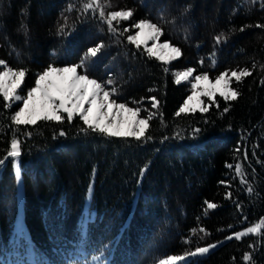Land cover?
<instances>
[{
	"label": "trees",
	"instance_id": "trees-1",
	"mask_svg": "<svg viewBox=\"0 0 264 264\" xmlns=\"http://www.w3.org/2000/svg\"><path fill=\"white\" fill-rule=\"evenodd\" d=\"M129 10L108 25L110 12ZM142 19L178 58L162 62L127 39ZM0 61V72L25 70L23 97L49 65L83 61L78 74L115 88L112 99L149 121L139 141L65 113L16 124L19 105L0 93V264H156L220 241L183 264H264V0H0ZM189 67L250 75L232 79L236 100L216 94L204 98L207 112L177 116L190 85L175 74Z\"/></svg>",
	"mask_w": 264,
	"mask_h": 264
},
{
	"label": "snow or ice",
	"instance_id": "snow-or-ice-1",
	"mask_svg": "<svg viewBox=\"0 0 264 264\" xmlns=\"http://www.w3.org/2000/svg\"><path fill=\"white\" fill-rule=\"evenodd\" d=\"M92 7L91 4L88 5ZM133 13L129 11H112L109 13L108 25L111 26L113 20L120 18L128 20ZM100 16H104V12H100ZM140 31L135 36L129 35L127 39L139 47L140 43H146L148 40H157L161 35V30L156 24L148 20H140L134 25ZM145 29L148 31L145 32ZM127 31V29H125ZM143 37V40H141ZM219 39V38H218ZM158 45L148 48L149 56H156ZM168 43H165L162 48H170ZM100 50V45L89 48L88 54L96 57ZM175 58L180 55L179 48H171ZM164 59L163 56L159 57ZM3 64V61H0ZM84 62L80 64H71L64 67H54L49 65L35 79V86L27 91L26 97L16 94L17 89L21 87V83L25 78V70L14 71L8 68L6 71L0 72V93L3 94L5 101H22L23 106L15 112L12 120L16 124L35 125L37 121H61L64 119L62 113L67 114V120L72 121L73 117L78 115L79 118L87 125L88 129L98 131L109 137H133L140 140L145 136V130L148 128V119H140L138 115L141 113L140 107H129L126 103H118L116 99L110 97L116 93V89L112 91L105 90V85L99 83L96 79H90L88 75L78 74V68L83 67ZM215 66V61H213ZM193 70L178 73L176 75V83L181 80H188ZM250 75L248 69L232 70L230 76L226 72L216 76L215 81L209 80L207 72L195 76V82L192 83V95H189L180 106L176 113L179 116L181 113L194 112L197 108L204 113L208 111V107H200V97H208L214 102V97L217 93L225 101L236 100L239 92L230 87L232 79L240 82L243 77ZM112 83L111 79L108 81ZM207 86H204V85ZM152 106L155 108L156 98H150ZM196 101L194 104L193 101ZM224 112H228L226 107ZM152 113H149V119L152 118ZM194 133L198 134L201 129H194ZM63 135V133H61ZM148 139H151L149 137ZM21 155L20 146L16 140H12L11 151L9 157H19ZM2 162V161H0ZM228 167H232L229 165ZM236 173L241 172L240 165L235 166ZM251 191V188H249ZM217 204L207 202V209H216ZM262 225L257 224L254 227L247 228L244 232H235L232 236L226 237L227 240L240 239L249 234L256 233L261 229ZM220 244L223 241L218 242ZM217 247L216 244L207 247H197L195 252L189 253V256H202L208 253L211 249ZM184 259L183 257L171 256L168 260L161 261V264H176L177 261ZM245 260H249V256L245 254Z\"/></svg>",
	"mask_w": 264,
	"mask_h": 264
},
{
	"label": "rangeland",
	"instance_id": "rangeland-1",
	"mask_svg": "<svg viewBox=\"0 0 264 264\" xmlns=\"http://www.w3.org/2000/svg\"><path fill=\"white\" fill-rule=\"evenodd\" d=\"M152 23V22H151ZM135 28V27H134ZM140 30L138 29V28H135L134 29V31L132 32V34L131 35H133V36H135L136 35V33L137 32H139ZM148 30L147 29H145V32H147ZM160 37H158V39L157 40H155V41H153V40H148L146 43H140V45H142L146 50L148 49V48H151V47H153V45L155 44V45H158V47H157V49H156V51H157V55L155 56L157 59H159L160 61H162V62H165V63H167V62H170V61H173V60H175L176 58H178L179 56H176L175 58H171L172 56H173V53H172V51H171V48H177L175 45H173V44H171L169 41H165V40H160L159 39ZM141 40H143V37H141ZM165 43H168L171 47L170 48H162V46L165 44ZM160 56H163L164 57V59H160L159 57ZM188 69H191L190 67L189 68H184L183 70H179L178 72H176V74H175V80H176V75L178 74V73H181V72H184V71H187ZM7 70V69H6ZM6 70H2L1 72H3V71H6ZM14 71H16V70H14ZM229 76H230V74L231 73H227ZM82 75V74H81ZM197 75H200V74H197V73H194V71L192 72V74H191V76H189V78H188V80H181L180 82H186V83H188L189 85H190V95H192V87H191V85H192V83H194L195 82V76H197ZM90 79H92V78H90ZM209 80L210 81H215V78H211V77H209ZM35 86V85H34ZM33 86V87H34ZM204 86H207L206 84L204 85ZM30 90V89H29ZM16 94H18V95H21L20 94V88L19 89H17V93ZM27 94V93H26ZM26 94H25V96L24 97H26ZM217 94H219V93H217ZM23 97V96H22ZM204 96H201L200 97V101H201V103H200V107L202 106V104H203V102H204ZM208 98V97H207ZM110 99H112L111 97H110ZM18 104L19 105V107L16 109V111H18L19 110V108L20 107H22L23 106V104H22V101H11V104ZM184 103V102H183ZM193 103L195 104L196 103V101L194 100L193 101ZM183 105V104H182ZM181 105V106H182ZM198 109V108H197ZM15 111V112H16ZM138 118H140V119H144V118H142V117H140L139 115H138ZM16 172L17 173H19V170H18V168L16 167ZM17 182H18V189H19V195H20V182H19V177H17ZM19 207H20V205H19ZM247 228H249V227H245V228H242V229H240V230H238L237 232H244ZM234 234V233H233ZM233 234H230L229 236H232ZM228 237V236H227ZM213 244H218V243H212V244H209V245H213ZM209 245H206V246H202V247H207V246H209ZM192 252H195V249L193 250V251H191V252H188V253H185V254H182V255H171V256H177V257H183L184 259H182V260H179V261H177L176 262V264H183L186 260H188L190 257H192V256H189L188 254L189 253H192ZM204 255V254H203ZM171 256H167V257H165V258H163V259H161L159 262H157L156 264H161V261H165V260H168V258L169 257H171ZM72 264H79V263H72ZM85 264H87V263H85ZM96 264V263H95Z\"/></svg>",
	"mask_w": 264,
	"mask_h": 264
}]
</instances>
